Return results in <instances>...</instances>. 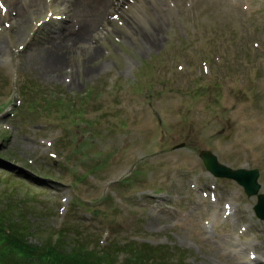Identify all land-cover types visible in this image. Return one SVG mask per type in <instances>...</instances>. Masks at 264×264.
<instances>
[{
  "label": "rangeland",
  "instance_id": "1",
  "mask_svg": "<svg viewBox=\"0 0 264 264\" xmlns=\"http://www.w3.org/2000/svg\"><path fill=\"white\" fill-rule=\"evenodd\" d=\"M67 1L16 18L0 0L1 221L68 254L264 264L257 197L200 159L259 170L264 194V0H107L78 45L48 39L81 32Z\"/></svg>",
  "mask_w": 264,
  "mask_h": 264
},
{
  "label": "trees",
  "instance_id": "2",
  "mask_svg": "<svg viewBox=\"0 0 264 264\" xmlns=\"http://www.w3.org/2000/svg\"><path fill=\"white\" fill-rule=\"evenodd\" d=\"M0 218V264H168L167 258L157 260L147 258L144 253H137V245L131 242L127 248L113 245L109 252H97L93 249L74 248L67 253L62 235L59 233L51 244L33 245L30 235L24 227L15 222ZM125 252L126 259H116ZM174 261V260H172ZM175 264H183L176 260Z\"/></svg>",
  "mask_w": 264,
  "mask_h": 264
},
{
  "label": "bare ground",
  "instance_id": "3",
  "mask_svg": "<svg viewBox=\"0 0 264 264\" xmlns=\"http://www.w3.org/2000/svg\"><path fill=\"white\" fill-rule=\"evenodd\" d=\"M11 3L9 4V10H7L6 14H9V16H11L12 14L16 15V18H22L23 15L28 14L32 17H36L41 15V13L44 11L45 6H44V2L47 0H10ZM49 3L51 4V6H55V7H60L61 3L66 4V2H68L67 0H48ZM71 2V4H75L76 10L78 11L77 13H72L77 19L78 22H80L81 24V32L79 33H75L74 35L70 36V38L67 39V34L66 32V28L61 26V29L59 31H55L53 33L50 34L48 39H54V40H64L65 41H71V42H76L75 44H79L80 41H82V38H85L93 29L92 24H94L95 22H104L105 20H108L107 17H105V13L110 11L108 9H111L110 4L108 3L109 1L107 0H69ZM150 3H155L156 8L157 7H162L160 3L158 2H150ZM141 5L144 8H147V4L141 1ZM101 6L106 8V11L99 9L101 8ZM99 7V8H98ZM99 9V10H98ZM108 10V11H107ZM89 13V20H87V15ZM4 17L0 16V27H1V22L2 19ZM25 21V20H24ZM129 24H131L133 27H135L134 20L131 19ZM161 23H157V22H153L146 30H145V34H146V40H148L149 46L151 47H155L156 46V42H157V37L160 34L162 27H161ZM69 27V26H68ZM53 35V36H52ZM85 35V36H84ZM83 36V37H82ZM53 45H57L56 42L52 43ZM29 48V47H28ZM52 49V48H51ZM55 49V48H53ZM52 49V51L54 52V55H56L58 52L61 54V52L56 49L55 51ZM58 53V56L60 55ZM5 55V51H2V47L0 48V60L3 59ZM59 64V63H58ZM56 66V70L57 72H61L62 71V65L60 64L59 66ZM54 67V66H53ZM56 72V73H57ZM54 74V73H53ZM256 251H259L262 253V255L264 256V251L261 249H255ZM246 257V264H263L261 262H259L258 260L255 261L250 255Z\"/></svg>",
  "mask_w": 264,
  "mask_h": 264
},
{
  "label": "water",
  "instance_id": "4",
  "mask_svg": "<svg viewBox=\"0 0 264 264\" xmlns=\"http://www.w3.org/2000/svg\"><path fill=\"white\" fill-rule=\"evenodd\" d=\"M200 157L203 160L206 170L214 177L235 181L244 188L249 198L258 196V204L255 206L254 211L257 217L261 221H264V195H259L261 190V186L258 184L260 178L259 171L243 169L234 171L221 165L218 159L210 152H202Z\"/></svg>",
  "mask_w": 264,
  "mask_h": 264
},
{
  "label": "snow or ice",
  "instance_id": "5",
  "mask_svg": "<svg viewBox=\"0 0 264 264\" xmlns=\"http://www.w3.org/2000/svg\"><path fill=\"white\" fill-rule=\"evenodd\" d=\"M0 7H3V5H2V4H0Z\"/></svg>",
  "mask_w": 264,
  "mask_h": 264
}]
</instances>
